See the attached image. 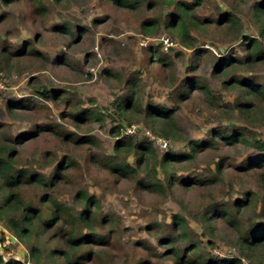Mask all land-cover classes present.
<instances>
[{"label": "rangeland", "instance_id": "374dc122", "mask_svg": "<svg viewBox=\"0 0 264 264\" xmlns=\"http://www.w3.org/2000/svg\"><path fill=\"white\" fill-rule=\"evenodd\" d=\"M42 1L46 7L43 14L35 12L34 4L27 0L4 9L0 7V11L8 15L0 23V83L4 87L0 90V124L4 125L9 136L16 138L34 127L52 122L76 135L84 134L90 127L91 134L100 142L93 153L112 154L116 139L109 131L113 121L117 122L114 104L132 94L143 109L148 104L170 111L174 109L173 120L178 132L175 138H165L168 142L166 151L157 145L163 137L141 120L142 115L136 117L139 118L137 123L127 128V131H133L130 136L152 142L157 160L168 151H186L188 141H204L219 129L235 127L264 139V120L258 117L256 121H250L237 109L238 102L241 105L246 101L242 88H227L225 85L232 75L252 77L255 83L263 84L264 61L246 68L236 65L227 77L218 75L214 68L215 61L226 56L245 59L246 39L255 38L264 47L260 37L263 24L253 13L255 4L264 0H203L200 5H193L190 13L198 21L208 24L199 23L198 28L190 30L185 44L168 26L167 14L173 7L161 0H145L136 10L117 8L108 0ZM183 1L193 3L195 0ZM224 16L232 18L236 25L212 24V21H219ZM150 19L157 20L158 25L146 34L141 26ZM66 26L71 33L61 30ZM166 39L167 45L164 44ZM25 44L31 45L36 54L18 53ZM4 48L16 54H9ZM198 50L205 53L197 56ZM165 57L169 58L170 66L157 62L158 58ZM190 78L206 85L211 94L221 97V101L215 103L208 100L204 93L195 91L190 100L183 102L176 99L178 105L174 104V90ZM132 80H135L134 85L129 84ZM37 87L68 92L70 99L98 112L103 124L95 122L90 126L76 127L68 120L60 119V111H66L64 106L57 108L50 100L44 103L45 100H40L35 94ZM31 99L38 101L39 108L8 112L11 103ZM43 103L46 104L45 109L41 108ZM52 134L46 131L40 140L23 146L18 163L22 167L34 166L36 169L42 164L44 167L39 171L48 175L65 156L78 162L71 184L60 187L52 195L73 206L74 192L84 190L98 198L104 213L113 216L115 230L104 238L94 239L96 248L109 256L105 259L106 264H139L144 258L148 259L147 264H171L166 250L170 244L162 245L159 239L166 232L171 233L175 215L185 221L187 239L198 246L199 256H240L235 246L236 234L222 225H216V230L211 232L202 222V216L208 203H229L250 191L256 196L254 203H258V196H261L258 177L243 175L238 169L246 160L253 158L256 154L253 150L242 145L235 148L220 145L174 167L173 172L177 176L201 179L214 175L216 162L223 160L225 168L222 177L208 197L204 196L200 187L193 185L153 193L143 189L135 180L99 170L88 163L91 149L64 145ZM43 151L52 153L51 162L43 160ZM128 161L131 165L135 163L133 157ZM150 163H153L152 160ZM146 171V168L141 171L139 177H146ZM158 177L166 185L165 174L160 169ZM40 194L36 189L23 192L27 201H34ZM259 210V205L254 206L241 220L247 223ZM0 223L6 226L3 220ZM151 224H157L158 229L150 228ZM187 239L186 242L179 241L178 245L185 246ZM18 243L21 245L19 249ZM18 243L11 245L6 241L3 251H7H0V254L5 259L15 256L29 259L33 264H62L51 253L58 247V242L48 241L46 236L38 241L18 239ZM143 244L150 246L152 256L146 254L141 246ZM32 248L36 249L34 253ZM257 254L261 258L254 264H264V249Z\"/></svg>", "mask_w": 264, "mask_h": 264}, {"label": "trees", "instance_id": "16d2710c", "mask_svg": "<svg viewBox=\"0 0 264 264\" xmlns=\"http://www.w3.org/2000/svg\"><path fill=\"white\" fill-rule=\"evenodd\" d=\"M21 0H0V7L7 8ZM33 3L35 12L43 14L46 7L42 0H27ZM60 2L61 0H56ZM113 6L121 9L136 10L143 5L145 0H108ZM203 0H195L193 3H187L183 0H161L162 3L172 6V11L167 14L168 26L174 29L176 36L184 40L190 37V30L199 25L208 24L198 21L190 12L193 5H200ZM151 4V2H150ZM254 17L262 22L263 28L260 37L264 42V1L258 2L254 6ZM8 15L5 11H0V23ZM200 23V24H199ZM212 24L224 26L230 24L235 26L236 22L228 17H222L219 21ZM158 25L157 20H146L142 24L144 33L148 34L149 29ZM262 26V25H261ZM61 29L63 32L71 33L66 26ZM185 44V43H184ZM247 55L241 60L239 57H224L215 61L214 68L218 75L227 77L234 70V66L242 65L243 68L261 61H264V47L255 38L246 39ZM9 54L13 51L7 48ZM18 53L28 55L36 54L31 45H24ZM205 51L198 50L197 56H201ZM16 54V53H11ZM158 63L164 66H170L169 58H158ZM109 76L110 73L107 72ZM135 84V80L129 82ZM227 88H238L243 90V98L246 101L239 104L237 109L239 113L245 115L250 121H256L257 118L264 120V83L257 84L252 77L232 75L225 81ZM195 91L204 93L208 100L215 103L221 101V97L215 96L209 92L206 85L200 84L195 78L187 79L180 85L178 90H174V104L178 101H188L194 95ZM199 92V93H200ZM35 94L40 100H50L57 108L64 106L65 112L60 111L59 117L62 120H68L74 126H90L92 123L99 122L103 124V119L95 112L93 108H84L80 104L70 99L68 92L49 91L45 87H37ZM36 99L11 103L7 110L13 113L15 110L34 111L39 106ZM41 104L45 109L46 104ZM117 115V122L110 128V135L116 139L113 146V153L108 155L94 154L93 149L100 146L99 140L91 134V128L88 127L82 135H76L62 129L59 124L52 122L34 127L32 131L21 134L16 138L6 133L3 124H0V221H5L6 226L1 225L0 229V248L6 245V241L15 238L21 241L39 240L47 237L48 241L58 242V247L51 251L52 255L59 258L62 264H106L105 259L109 256L104 254L102 249L96 248L94 239L104 238L109 232L115 230L116 223L110 213H104L98 198L87 193L84 190L77 189L72 195L73 206L59 201L53 197L52 193L64 185L71 184L75 176V170L78 168V162L70 156L63 157L57 167L48 175L39 171L36 167H22L18 162L20 160V149L28 143L35 142L42 138V135L49 131L56 137L57 141L64 145H71L76 148L87 147L90 150L88 163L96 166L99 170L107 171L113 175L122 178L135 180L137 184L153 193H164L172 187H200L204 196H210V192L216 187L222 171L225 168L223 160L216 162V173L201 179L188 178V176H177L173 169L183 161L190 162L200 154L215 150L222 145L226 148H235L239 145L246 149H251L256 154L253 158L245 161L244 165L239 167L243 175H256L259 182L261 196H258V203L255 204V194L250 191L241 198L235 199L229 203L218 202L208 203L202 216V222L213 232L216 225H222L236 234L235 246L238 248L240 256H217L209 255L201 257L198 253V246L189 241L187 235V225L183 219L173 216L171 233L166 232L165 236L159 239L160 244L167 245V255L170 257L171 264H249L256 263L261 256L257 252L264 249V139L255 135H250L242 129H219L211 133L210 137L202 141L190 140L187 142V150L183 152L168 151L164 156L157 160L152 142L149 139H136L127 133V128L132 123H137L140 115L145 124H149L153 132L158 133L162 140L165 138H175L178 129L173 120L174 109L167 110L148 104L146 107L129 94L125 99H119L114 104ZM41 156L45 162H51L52 153L43 151ZM133 157L134 165L129 163V158ZM152 160V164L150 161ZM147 169L146 177H139L140 172ZM158 169L165 174L166 185H163L158 177ZM236 169V170H238ZM74 183L72 184V186ZM26 189H36L41 192L40 196L34 201H27L23 196ZM258 195V194H257ZM260 202V204H259ZM260 206L255 217L247 223L241 220L242 216L249 212L254 206ZM1 224V223H0ZM157 224H151L150 228L158 229ZM15 235V236H14ZM18 238V239H17ZM187 243L185 246L178 245L179 241ZM146 254L152 256L150 246L141 245ZM7 251L4 249L3 252ZM36 249H31L35 252ZM25 255V253H23ZM26 256V255H25ZM12 258V257H11ZM5 259L0 254V264H24L21 261L26 259ZM148 259L144 258L139 264H147Z\"/></svg>", "mask_w": 264, "mask_h": 264}, {"label": "built area", "instance_id": "2783aa9c", "mask_svg": "<svg viewBox=\"0 0 264 264\" xmlns=\"http://www.w3.org/2000/svg\"><path fill=\"white\" fill-rule=\"evenodd\" d=\"M165 41V40H164ZM143 44H145V43H143ZM164 44H168V39H166V42H164ZM4 87H3V85L0 83V90L1 89H3ZM131 130H133V129H131ZM127 131V130H126ZM133 131H127V133L128 134H131ZM168 142L167 141H165V140H158L157 141V145H158V148L159 149H161V150H163V151H166L167 150V147H168ZM2 227H1V224H0V229H1ZM10 259H12V258H10ZM15 260H18L19 258H17L16 256H15V258H14ZM22 263H24V264H33L29 259H26L25 261H21Z\"/></svg>", "mask_w": 264, "mask_h": 264}, {"label": "crops", "instance_id": "0c3cea01", "mask_svg": "<svg viewBox=\"0 0 264 264\" xmlns=\"http://www.w3.org/2000/svg\"><path fill=\"white\" fill-rule=\"evenodd\" d=\"M9 243L11 244V245H14V243H18V241L15 239V238H12L11 240H9ZM20 244L18 243V246H17V249H19L20 248ZM0 251H2L1 250V248H0ZM11 257H8V259H10ZM7 259V260H8Z\"/></svg>", "mask_w": 264, "mask_h": 264}]
</instances>
